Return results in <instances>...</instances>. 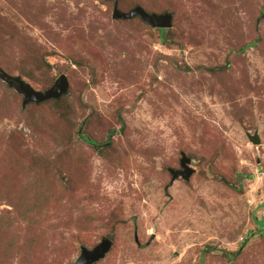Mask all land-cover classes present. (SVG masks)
<instances>
[{
  "label": "rangeland",
  "instance_id": "374dc122",
  "mask_svg": "<svg viewBox=\"0 0 264 264\" xmlns=\"http://www.w3.org/2000/svg\"><path fill=\"white\" fill-rule=\"evenodd\" d=\"M150 2L173 11L162 41L112 18L131 0H0V38L36 46L22 78L69 82L37 107L0 83V264H74L103 237L95 264H264V0Z\"/></svg>",
  "mask_w": 264,
  "mask_h": 264
},
{
  "label": "water",
  "instance_id": "95a60500",
  "mask_svg": "<svg viewBox=\"0 0 264 264\" xmlns=\"http://www.w3.org/2000/svg\"><path fill=\"white\" fill-rule=\"evenodd\" d=\"M133 16H139L143 22H145L150 27L154 28H169L171 26V13H148L141 6L137 5L129 11H121L116 5L112 9V18L114 19H129ZM0 79L7 83L10 87H13L22 97V107H24L29 102L38 103L50 98H59L65 94L69 87V82L64 73H60L53 84L44 91L35 89L27 81L21 78L20 75H12L4 71L0 67ZM248 139L255 145L260 143V138L257 131L253 134L246 132ZM191 159L186 156L184 152H180L179 168L173 169L169 168L171 174L170 184L173 180L178 177H182L188 180L189 176L193 172V168L190 166ZM112 246V241L106 237L101 238V240L95 244L92 248H87L85 246L80 247V255L74 264H93L105 257Z\"/></svg>",
  "mask_w": 264,
  "mask_h": 264
},
{
  "label": "trees",
  "instance_id": "16d2710c",
  "mask_svg": "<svg viewBox=\"0 0 264 264\" xmlns=\"http://www.w3.org/2000/svg\"><path fill=\"white\" fill-rule=\"evenodd\" d=\"M133 2V6L134 5H139L141 6L145 11H147L148 13H157V14H161V13H173L172 10H169L168 8L166 7H162L161 3L157 4L154 3V2H150L151 0H131ZM145 3V4H143ZM148 5L150 8H152L151 10L146 6ZM243 6V4H242ZM114 7V6H112ZM155 7V8H154ZM260 18L264 17V13L263 11L260 12ZM120 19V18H119ZM122 20H125V21H128V19H122ZM145 23V22H144ZM147 25V24H146ZM159 32H160V38H161V41H162V34L164 32H169L170 29L169 28H159L158 29ZM1 33V31H0ZM164 43L165 42V39L163 40ZM248 45H245L243 46L242 48H240V50H244L245 47H247ZM36 47L32 42H29V41H25L24 38H21V37H17L16 35H11L10 37H3V38H0V67L3 69H6L8 71H12V70H15L17 69L18 70V73L20 74L21 78L22 77H30L31 79H34L35 77L33 75H31L30 73H28L25 69H23L24 66H27V63L28 62H33L35 65L39 66V68L41 67L40 64L38 65L35 61H33L32 59V54L34 53L35 51V48ZM40 58L43 59V64L44 65H48V61L46 60V56L44 57V55H42ZM16 61L15 63H13L12 61ZM20 63V67H16V64L17 63ZM14 64V65H13ZM3 69V70H4ZM209 70L212 72V73H215V74H218V73H221V72H224V68H222L221 66H213V67H210ZM5 71V70H4ZM50 81L52 82V78H50ZM0 83H3L4 84V81H2L0 79ZM5 85L7 86V88L13 90L14 88L13 87H10L7 83H5ZM15 90V89H14ZM16 91V90H15ZM14 93V92H13ZM15 94H17L19 97H23L21 94H19L17 91L15 92ZM2 97L4 98L5 97V94H1ZM1 97V98H2ZM2 98V100H4ZM49 101H56L54 98H50V99H47V100H44V101H41V102H38V103H34V102H29L27 103L25 106H34V107H37L39 105H42L44 103H47ZM3 103V102H2ZM24 106V107H25ZM0 114H4L2 113V110H1V104H0ZM122 125H124V123H122ZM84 140L86 142H91L90 139L86 138V137H83ZM184 152V151H182ZM185 153V152H184ZM186 154V153H185ZM188 156V155H186ZM189 157V156H188ZM241 176V175H239ZM1 189H5L4 185H1L0 184V196H1ZM258 224L260 225V227H264V219L261 220V221H258ZM35 241L38 243L36 244V247L37 246H40V250L43 248L41 246L42 243H40L37 238L35 239ZM34 242V240L32 239L30 241V244H32ZM55 239L52 241V246H55L57 243H55ZM39 248V247H37ZM240 254V250H238L234 255L233 257L234 258H237L238 255ZM95 264V263H93Z\"/></svg>",
  "mask_w": 264,
  "mask_h": 264
},
{
  "label": "flooded vegetation",
  "instance_id": "af4514ba",
  "mask_svg": "<svg viewBox=\"0 0 264 264\" xmlns=\"http://www.w3.org/2000/svg\"><path fill=\"white\" fill-rule=\"evenodd\" d=\"M176 169H178V168H176Z\"/></svg>",
  "mask_w": 264,
  "mask_h": 264
}]
</instances>
